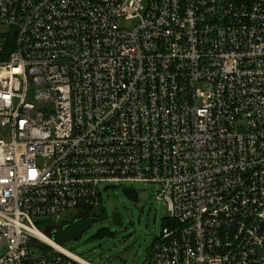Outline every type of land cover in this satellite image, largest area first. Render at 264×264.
Instances as JSON below:
<instances>
[{
	"label": "built area",
	"instance_id": "built-area-1",
	"mask_svg": "<svg viewBox=\"0 0 264 264\" xmlns=\"http://www.w3.org/2000/svg\"><path fill=\"white\" fill-rule=\"evenodd\" d=\"M0 26V264H91L38 227L133 183L167 213L141 264H264V0H0Z\"/></svg>",
	"mask_w": 264,
	"mask_h": 264
},
{
	"label": "rangeland",
	"instance_id": "rangeland-1",
	"mask_svg": "<svg viewBox=\"0 0 264 264\" xmlns=\"http://www.w3.org/2000/svg\"><path fill=\"white\" fill-rule=\"evenodd\" d=\"M7 29L0 26V33L5 35ZM124 186L101 187V216L80 237L61 244L68 253L91 264H141L145 260L167 213L163 203L154 198V185ZM128 187L135 190L136 199L128 197L124 191ZM113 212L120 215L121 225L112 224ZM74 214V210L60 212L56 223H68ZM101 229H107L110 235L96 237Z\"/></svg>",
	"mask_w": 264,
	"mask_h": 264
},
{
	"label": "water",
	"instance_id": "water-1",
	"mask_svg": "<svg viewBox=\"0 0 264 264\" xmlns=\"http://www.w3.org/2000/svg\"><path fill=\"white\" fill-rule=\"evenodd\" d=\"M111 222L114 225H121V218L120 215L116 212L112 213ZM96 219L94 217H87V218H76L69 222L68 224H62L59 228L51 229L50 240L54 244H64L65 242H70L72 240L77 239L80 235L83 234L85 230L92 224L95 223Z\"/></svg>",
	"mask_w": 264,
	"mask_h": 264
},
{
	"label": "trees",
	"instance_id": "trees-1",
	"mask_svg": "<svg viewBox=\"0 0 264 264\" xmlns=\"http://www.w3.org/2000/svg\"><path fill=\"white\" fill-rule=\"evenodd\" d=\"M124 191L126 192V194L128 195V197H132L134 199H136V195H135V190L133 189H130V188H124ZM90 214V215H89ZM92 215V216H91ZM83 216H85L86 218L89 216V217H95L96 220L99 216H101V212L100 214H96L94 215L93 213H90V212H84ZM72 221V220H71ZM69 223V222H68ZM68 223H63V224H68ZM62 224L58 225V226H55V227H52V226H39L38 229L39 230H43V231H46L47 233L50 232V230L52 229H55V228H59ZM109 234V231L107 229H101L97 232V235L96 237H100V236H104V235H108ZM110 235V234H109Z\"/></svg>",
	"mask_w": 264,
	"mask_h": 264
},
{
	"label": "bare ground",
	"instance_id": "bare-ground-1",
	"mask_svg": "<svg viewBox=\"0 0 264 264\" xmlns=\"http://www.w3.org/2000/svg\"><path fill=\"white\" fill-rule=\"evenodd\" d=\"M39 236L42 237V239H44L47 243L52 244L55 247L57 246V245L53 244V242L51 240H49L46 235L40 234Z\"/></svg>",
	"mask_w": 264,
	"mask_h": 264
},
{
	"label": "snow or ice",
	"instance_id": "snow-or-ice-1",
	"mask_svg": "<svg viewBox=\"0 0 264 264\" xmlns=\"http://www.w3.org/2000/svg\"><path fill=\"white\" fill-rule=\"evenodd\" d=\"M33 175H35V173H33Z\"/></svg>",
	"mask_w": 264,
	"mask_h": 264
}]
</instances>
